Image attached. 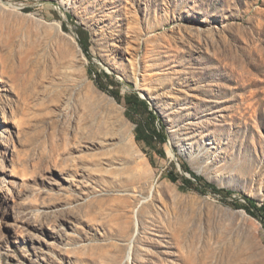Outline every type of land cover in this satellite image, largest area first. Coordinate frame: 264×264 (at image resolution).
Returning a JSON list of instances; mask_svg holds the SVG:
<instances>
[{
    "label": "rangeland",
    "instance_id": "1",
    "mask_svg": "<svg viewBox=\"0 0 264 264\" xmlns=\"http://www.w3.org/2000/svg\"><path fill=\"white\" fill-rule=\"evenodd\" d=\"M263 205L264 0H0V264H264Z\"/></svg>",
    "mask_w": 264,
    "mask_h": 264
},
{
    "label": "trees",
    "instance_id": "2",
    "mask_svg": "<svg viewBox=\"0 0 264 264\" xmlns=\"http://www.w3.org/2000/svg\"><path fill=\"white\" fill-rule=\"evenodd\" d=\"M108 77H109V76H108ZM112 82L114 83V80H113ZM99 84L101 85V87H103V88H105V89H107V90L113 92V90L110 89L109 86H106V85L104 84L103 81H99ZM115 96H116L117 98L120 97L119 94H115ZM134 99H135L136 101H139V100H140V97H139L138 95H135V96H134ZM127 102L130 104V103L132 102V98H131V97H127ZM142 103H144V108H145L144 110H145V112L148 114L149 120L152 121V122H154V121L157 119V116H155V114H153V112H152V111L150 110V108H149V105H148L145 101H142ZM160 122H161V121H160ZM156 132H157V130H156ZM173 179H176V177H174ZM185 183L187 184V186L193 187V181H192V180L185 178ZM211 186H212L213 188L215 187L214 185H211ZM215 188H216V187H215ZM218 191H219V192H222V191H225V190L219 189ZM225 192L228 193V191H225ZM249 201L251 202L250 199H249ZM259 209H260V210H264V205L261 206ZM249 212H250V214H252L253 216L260 217V216H259L255 211H253L251 208H249ZM263 218H264V213H263ZM263 218H261V219H263Z\"/></svg>",
    "mask_w": 264,
    "mask_h": 264
},
{
    "label": "bare ground",
    "instance_id": "3",
    "mask_svg": "<svg viewBox=\"0 0 264 264\" xmlns=\"http://www.w3.org/2000/svg\"><path fill=\"white\" fill-rule=\"evenodd\" d=\"M4 3V2H3ZM5 6L8 7V5L6 3H4ZM9 8H10V5H9ZM138 90V89H137ZM136 224H137V227L139 226V221H138V217H137V220H136ZM131 257V253L129 254V258Z\"/></svg>",
    "mask_w": 264,
    "mask_h": 264
}]
</instances>
